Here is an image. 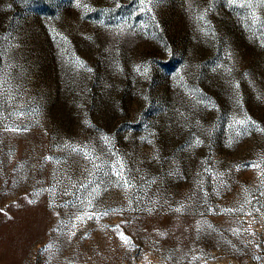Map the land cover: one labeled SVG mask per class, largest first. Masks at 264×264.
Segmentation results:
<instances>
[{
	"label": "rangeland",
	"instance_id": "rangeland-1",
	"mask_svg": "<svg viewBox=\"0 0 264 264\" xmlns=\"http://www.w3.org/2000/svg\"><path fill=\"white\" fill-rule=\"evenodd\" d=\"M0 264H264V0H0Z\"/></svg>",
	"mask_w": 264,
	"mask_h": 264
},
{
	"label": "trees",
	"instance_id": "trees-1",
	"mask_svg": "<svg viewBox=\"0 0 264 264\" xmlns=\"http://www.w3.org/2000/svg\"><path fill=\"white\" fill-rule=\"evenodd\" d=\"M69 9V7H68ZM65 10H67V6L64 5V3H62L61 7H60V11L61 12H64ZM51 14L54 13V11L52 12H49ZM164 36L162 37V39L168 44V45H171L172 41L170 40L171 38L168 36H166L165 33H163ZM136 74V73H135ZM154 76L152 75V78ZM134 85V84H133ZM132 101V94H128L127 92L123 93V94H120V98H119V102H120V105L122 108L126 109V108H129L130 107V102ZM120 107V108H121ZM152 111V108L150 109Z\"/></svg>",
	"mask_w": 264,
	"mask_h": 264
},
{
	"label": "snow or ice",
	"instance_id": "snow-or-ice-1",
	"mask_svg": "<svg viewBox=\"0 0 264 264\" xmlns=\"http://www.w3.org/2000/svg\"><path fill=\"white\" fill-rule=\"evenodd\" d=\"M253 167H255L256 165H252ZM125 242L127 243V240H125Z\"/></svg>",
	"mask_w": 264,
	"mask_h": 264
}]
</instances>
